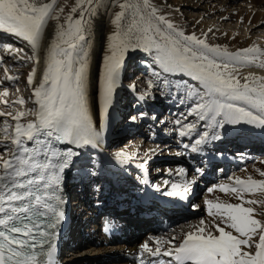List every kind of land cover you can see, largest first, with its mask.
<instances>
[{
  "label": "snow or ice",
  "instance_id": "snow-or-ice-1",
  "mask_svg": "<svg viewBox=\"0 0 264 264\" xmlns=\"http://www.w3.org/2000/svg\"><path fill=\"white\" fill-rule=\"evenodd\" d=\"M113 2L119 11H115L111 19L114 27L107 36L96 84L97 127L89 102L91 34L93 18L104 6L103 0H76L64 24L59 23L64 9L54 7L56 0H0V32L26 42L32 50V55H17L14 62L26 59L39 62L37 49L45 25L55 20L58 29L47 49L46 67L38 85H33L35 68L27 77L28 84L33 85L37 107L27 113H16L10 135L7 122L0 127L5 141L11 140L15 145L12 158L3 160L0 174V264H56L58 236L66 219L64 173L82 150L91 148L95 152L103 146L102 130L114 106V94L130 50L143 51L151 58L152 78L147 81L148 90L138 97L140 101H145L146 97L154 100L157 90L162 98L179 99L182 106L186 103L182 92L194 100L186 116L181 114L182 118L175 120L179 137H192L193 133L198 137L194 142L182 143L184 150L206 156L204 147L221 140L226 125L245 124L264 131V75L249 73L243 83L237 78L239 67L254 65L264 69V48L251 45L229 50L227 46L212 45L207 41L212 29L204 33L203 38L195 33L186 34L152 4V0ZM78 10L79 18H74L72 13ZM240 20L243 22V17ZM0 47L13 54L24 52L23 48H13L8 43ZM174 76L187 79H169ZM17 78L6 77L8 80ZM131 90H135V85ZM17 102L23 104L24 100ZM25 115L34 116V120L22 123L21 117ZM191 116L197 119L187 122V117ZM145 118H149L148 114L140 113L130 120L136 122ZM151 119L155 121L156 116ZM201 122H204L202 130H198ZM61 145L72 147L63 149ZM125 155L122 151L114 153L115 162L121 168H126L137 154L133 153L128 159ZM176 155L184 153L178 151ZM91 160L94 167L89 172L96 175L99 161L95 157ZM148 163L145 159L136 167L145 168ZM196 171L202 174L203 170L197 168ZM256 171L264 177V171ZM185 172L186 169L179 168V174ZM167 174L171 175V170ZM138 179L142 184L148 183L139 176ZM228 179L232 181L233 177ZM162 183L169 185L170 181L165 179ZM234 184L220 183L207 189L211 193L219 188L241 199L240 203L206 201L208 215L218 219L219 224L209 227L201 219L199 225L193 226L176 244L163 237L149 238L139 247L138 264H264V198L248 200L246 203L250 206H244L242 197L243 193L256 192L264 196V179L236 176ZM150 186L167 197L186 198L194 185L186 181L183 186L171 183L170 189L159 184ZM257 203L260 205L258 213L251 206ZM193 207L196 210L198 206ZM105 230L111 231L107 224Z\"/></svg>",
  "mask_w": 264,
  "mask_h": 264
},
{
  "label": "rangeland",
  "instance_id": "rangeland-1",
  "mask_svg": "<svg viewBox=\"0 0 264 264\" xmlns=\"http://www.w3.org/2000/svg\"><path fill=\"white\" fill-rule=\"evenodd\" d=\"M174 1L179 2V4L177 5L178 11L176 10L173 14L165 12L163 9V5L173 3ZM183 1L185 2L183 3ZM195 1L196 0H152V4L160 9L163 14L167 15L170 21L175 26H177V28L183 30L186 34L195 33L196 35L203 38L204 33H209V29H212L213 31L210 32L207 36V41L212 45L219 44L221 46H227L229 50H235L237 49L238 45L241 44L243 38L249 37L250 39H248L249 42H247L246 47L251 45H259L264 48V26H258L257 28H254V26L249 22H244V16H246L247 10L264 11V4L258 6V8L256 6H253V3H251L250 0H208V5L216 7V11L218 15H220L216 18H212L211 16L200 14L199 8H197L195 5ZM43 2H51V0H43ZM120 2H124V0H120ZM103 3L104 6L98 9V14L93 19L97 20L100 16H103L105 19L104 28L102 30V42L104 41L103 43L106 47L107 36L111 34V30L114 27L113 25H111V19L114 18V13L115 11H119V8L118 5L113 2V0H103ZM183 4L184 6H182ZM74 6H76V0H56V4L54 5V7L57 10H59V8L61 7L64 9V12L60 16V24H64L65 18L69 13H71V8ZM72 15L74 18H79V10L77 11V13H72ZM236 16L239 18L238 20L235 18ZM225 17L230 18L225 19ZM240 17H243V22H241ZM50 22L57 23V21L55 20L49 21V23L45 25V30L49 26ZM42 37L41 45L37 49L38 55L42 46ZM3 43L11 44L13 48L24 49V52L22 53L13 54L5 52L3 47H0V99L1 96H5L4 99L5 102H7L4 104L0 100V113L4 114L0 115V127H3L5 125V122H7V125L9 126L8 134L10 135L12 128H14L15 120L13 119V117L16 115V113L20 111L27 113L30 109L34 110L36 106L34 104L35 98L33 97L31 92L32 85H29L24 77L25 72L32 70L35 67L36 60L26 59L24 61L14 62L17 61V55L27 57L32 55V50L29 46H27L26 42L18 41L15 37L0 32V45H2ZM105 49L101 54L100 65L102 62V57L105 53ZM244 70L245 69L238 70V72L242 74ZM151 71V58L148 57L146 53L140 50H130L129 53L126 54V63L121 71L122 74H124V77L122 78V81L120 82V85L116 93L114 94V109L116 110L118 116L116 115L117 118L113 119L111 129L109 130L110 135H108L106 139L104 138V144L102 147L103 151L105 152V156H103L101 152L99 153L98 150L95 152L92 149L82 150L80 155L76 157L74 164L71 166L70 176L72 177V179L68 180L67 182L70 193V196L67 198L68 206L74 205V208L79 210V207L81 205L78 203L73 204L72 201H74L76 196H80L81 194H84V196H87L90 199V204H87V207H89L90 209H87L86 207V209L83 210L82 213H80V219L82 220L86 221L87 219L88 221L89 219L84 216L91 215L92 211L96 210V201L100 199L98 196H96V192L99 191L100 194L108 193L110 190V182L111 180L115 179L112 178V174L115 173V171H112L113 169L111 170L100 168L101 170H99L98 168L95 169L96 171L98 170L97 174L91 175L89 170L93 169L94 167L91 160L92 157H95L98 161H100L99 158H101V160L103 158L106 159L107 157L113 159L115 158L114 153H116L117 151H122L126 155H129L131 154V152L133 153V151H135L138 153V156H149L148 160L150 162L147 164L148 171L154 173L150 178V182L144 184V186H142V183L136 181V177L137 175L139 176V174H137L138 172L133 168L118 170V174L120 175H117V177H129V179H127L128 181H134L131 185L128 186V188H126L128 192L130 190V192L133 194L137 193L136 191L138 188H140V190L143 189V191L149 195L158 193L153 191L150 185L155 182V184H159L163 187L161 183L163 182V180L169 178V175L167 174L168 171H174L175 169L173 167L176 165L181 166L183 164H186V176L191 179L193 178L196 181V198L194 199V201L196 200L197 202L198 199L202 198L204 194L209 193L207 191L209 187L217 184V181H213L214 178L221 177L222 179L229 180L228 178L232 176L233 179H235V177L241 171L245 170V167L247 168L250 167V165L259 163V160L264 157V141H262L261 144L259 142L260 137L255 135V138L248 136L251 141L248 139V143H245V145L255 146V148L258 149L251 152L254 157L248 161H238L239 158L245 159L244 156L240 155H245V153H248L245 151L247 146L244 145V148L241 143L237 142V140H233L231 142L226 141L228 142L226 143V145L224 142V152L232 155L227 156V154H224L225 158H228L225 165L220 163L223 156H217V159L215 160V162L212 161L213 165L209 168V170L211 169L210 173L209 170L203 169L202 165L198 164L199 162L192 161L190 155L191 152L189 150H184L182 148V143L194 142V139L198 137H196L195 133H193L192 137H179L178 132H176V127L178 126L175 125V120L178 118H182L181 114H184L186 116L187 110L192 106L194 100L188 98L186 92H182L181 95L184 96L186 100V103L182 106L179 103V99L173 101V99L169 96H165L164 98H162L159 95V91L157 90L155 92L154 100L151 97H146L145 101H140L138 99V96L140 97L145 91L148 90L147 81L152 78ZM6 74H10L12 77L18 78L14 80H8L6 79ZM169 79L177 81L187 78L183 76H174L169 77ZM189 83L196 82L189 81ZM132 85H135L134 91L131 90ZM136 85L139 87L136 88ZM5 89H7L6 95L3 94V91H5ZM172 90L175 91V87H173ZM21 94H23L24 97ZM21 99L24 100L23 104L17 102ZM140 113H147L149 118L138 119L136 122H131L130 118L133 116H137ZM153 115L156 116L155 121L151 119ZM31 118H34V116L25 115L21 117V122L26 123L28 120H31ZM196 119L197 118L195 116L187 117V122H193ZM161 121H165V123H161ZM203 123L204 122H201V125L198 126V130H202ZM4 137L5 134L0 133V159L6 153L11 151V146L13 145L11 143V140L5 141ZM227 137L228 135H223L224 139L222 140H225V138ZM130 138L132 139V141L128 142V139ZM238 138L242 140L243 138L245 139L246 136L244 137V135H239ZM257 142L260 143L262 147L258 146ZM219 149L221 148L217 146L212 149V151L215 152L213 153L214 156ZM225 149L227 151H225ZM240 150H242L243 153H240V155H237L238 153L235 154V152H240ZM178 151L183 152L184 155L177 156L176 153ZM180 160L182 161V163L179 162ZM241 164L242 166H237ZM197 168L203 170L202 174L197 173ZM128 172L132 173V175L130 174L129 176ZM101 175H105L103 177H105L106 180ZM101 180L105 181L107 184L105 186L99 185L98 181ZM113 189L114 188H112L110 192H112ZM82 202L83 201H81V203ZM193 206L194 203L189 202L186 207H178L177 209H180L179 214L175 215V220L172 221V225H187L192 221L200 218V211L203 207L199 204L197 209L194 210ZM73 215L74 213H72V217ZM94 215H99V212L94 213ZM100 217L101 215L99 216L98 220L99 225H101ZM154 218L155 216L152 218V220H149L150 218H148L146 221L147 224L157 223L158 226L160 222H158V220L156 219L154 220ZM147 230L148 229H145V232L142 235L140 233L141 236L139 237L143 238L145 235H147ZM169 231V228H167L164 232ZM138 232H140V230ZM86 235L88 237H91V234L88 232L86 233ZM68 251L69 250H67L66 252L64 251L62 257H65ZM80 261H76V263L74 264H85L84 262Z\"/></svg>",
  "mask_w": 264,
  "mask_h": 264
},
{
  "label": "bare ground",
  "instance_id": "bare-ground-1",
  "mask_svg": "<svg viewBox=\"0 0 264 264\" xmlns=\"http://www.w3.org/2000/svg\"><path fill=\"white\" fill-rule=\"evenodd\" d=\"M71 1H75V0H71ZM250 1L251 3H253V6H256V7L264 4V0H250ZM184 2L185 1H183V3ZM208 2H209L208 0H196L195 1L196 7L199 8V11H200L199 13L207 15V16H211L212 18H216L217 16H220L218 15L216 11V7H212L208 5ZM178 4L179 2H175V1L167 5L164 4L163 9L165 12L167 13L169 12L170 14H173L177 9ZM182 6H184V4ZM244 17H245L244 22L245 23L249 22L250 24L254 26V28H257L258 27L257 25L264 26V11L262 10L261 11L260 10L259 11L257 10L248 11L247 10L246 16ZM235 18L237 20L239 19L237 16ZM104 22H105V19L103 16H100L97 20L93 19V30L91 34L93 43H92V61H91V69H90L91 83H90V88H89V97H90L89 102H90V107H91L94 119L96 121L97 127H99V109H98L96 84H97V80L99 76V70H100L99 66H100V61H101V54L106 48L105 44L103 43L104 41L102 42V30L104 28ZM56 24L57 23L50 22L49 26L46 28L44 35L42 37V46H41V50L39 53V62L36 61V64L34 67L36 69V74L34 75L33 85H38L39 80L42 78L43 70L46 67L47 49L50 47L51 43L55 40V33L58 30L56 27ZM248 39L250 38L249 37L243 38V40L241 41V44H239L237 48L246 47L247 42H249ZM242 69H245L244 72L242 74L238 72V76H237V78L241 79L242 83H243V78L247 76L249 73H253L255 75H264V69L257 68L254 65L251 67H239L238 68V70H242ZM31 71L32 70L25 72L24 74L25 80H27L28 74ZM8 76H11V75L6 74V77ZM123 77H124V74H122L121 72L120 82L122 81ZM33 85L31 88L32 95L34 91ZM138 87L139 86L136 85V88ZM4 97L1 96L0 100L2 103L5 104ZM114 106L111 107L109 118L107 122L105 123L104 129L102 130L103 139L104 138L106 139L108 135H110L109 130L111 129L112 121L114 118H117L118 116L116 110L114 109ZM36 107L37 106H35V108ZM31 120H34V118H31ZM223 135H228V137L225 138V140H222L224 139L222 138L221 141L220 140L216 141L204 147L203 150L204 152L207 153L206 156L190 153L192 161L199 162L198 164H201L203 169L209 170V168L213 165L212 161L215 162V160L217 159V156H218L217 154L222 153L223 157L220 163L225 165L226 160H228V158H225V155L227 154V152H224L223 144L225 142V145H226V143H228L226 141L231 142L233 140H237V142L241 143V145H243L244 148L245 146H247L245 151L248 154L245 153V155L244 154L240 155V153H243L242 150H240V152L238 151L235 152V154L238 153L237 155L245 157V159L239 158L238 161L239 162L248 161L254 157L251 154V152L254 150H258L257 148H255V146L245 145V143H248L247 141L248 139L251 141V139L248 138V136L250 137H254L255 135L259 136L260 137L259 142L261 144H262V141H264V131H259L255 127L248 126L245 124H241L239 126L226 125L223 129ZM239 135H244V137L246 136V138L245 139L243 138L241 140L240 138H238ZM129 141H132V139L131 138L128 139V142ZM260 143L257 142V145L261 146ZM29 146L31 145L29 144ZM215 146L221 149H219L218 152L214 156L213 153L215 152L212 151V149ZM102 147L98 149V151L99 153L101 152L103 156H105V152L103 151ZM88 149H91V148H88ZM14 151H15V145H12L11 151L6 153L0 159V174H2L3 172V160L11 159L12 158L11 154ZM225 151L227 150L225 149ZM133 153H136L137 155L130 160V163L128 164L126 168H121L119 164L115 162V158L110 159L107 157L106 159L103 158L102 159L103 161L101 160V158H99L100 160L99 170H101L100 168H104V169H111V170L113 169L112 171H115V173L112 174V178L113 179L115 178V179L111 180L110 182V190L112 188L114 189L112 192H110L109 190L108 193H105L106 195L104 193L100 194L99 191L97 190L98 192H96V196H98L100 199L96 201V205H95L96 210H93L91 215L84 216L89 219L88 221L87 219L86 221L80 219V213H82V211L86 209L87 204H90V201H89L90 199L87 196H84V194H81L80 196H76L74 201H72L73 204L78 203L81 205L79 207V210L74 208V205L68 206L67 204V198L70 196L69 186L67 182L68 180L72 179V177L70 176V170L76 158L71 162L70 167L64 173V180L62 182L63 196L65 200L64 210L66 213V219L67 218L68 219L66 220V222L64 221L62 223V230L58 236V241H57L58 248L55 254L56 264H74L76 263V261H80V260H81L80 262H84L85 264H90V263L91 264H138L139 247L143 242H145L146 240H149V238L163 237L166 240H172V242L176 244L180 240H182L184 234L193 230V226L199 225V221L201 219H203L205 221V224L209 227H213L214 224H219L220 221L218 219H215L214 217L208 215V206L206 204L207 200H213V201L219 200V201H226L228 203H240L241 202V199L236 197L235 194L229 195L228 193L221 192L219 188L217 189L215 188L213 192L204 194L202 198L198 199V202L195 200L197 202L196 203L194 201V199L196 198L195 179L188 178L185 173L179 174V168L183 167L184 169H186V164H183L181 166H177V165L174 166L173 168L175 170L174 171L172 170L171 175H169V178L167 177L168 180L170 181L169 185H163V183L161 184L163 185L164 188L170 189L171 183H177L183 186V184L186 181H191L193 182L194 186L190 190L188 197L172 198V197L165 196L162 192L155 193L156 195L155 194L149 195L146 192H144L143 189L140 190V188L137 189L136 194L131 193L130 190H129L130 192L129 193L128 190H126V188H128V186L131 185L132 182L134 181H131V180L128 181L127 179H129V177H126V178L124 176L117 177V175H120L118 174L119 169L126 170L127 168H133L134 170L138 172L137 174L141 176L140 178L148 183L150 182V178L154 173V172L151 173L148 171V165L145 168L136 167L138 163H142L145 159H148L149 156L146 155L144 157H141V156H138L137 152L133 151ZM133 153L131 152V154L125 155L124 158L128 159L129 157H132ZM231 155L227 154V156H231ZM218 157H221V156H218ZM179 162L182 163L181 160ZM237 166H242V164L237 165ZM256 169H260L261 171H264V157H262L259 160V163L250 165V167H247V168L245 167V170L241 171L237 176H239L241 179H246L249 175H251L254 179H264V177H261L259 172L256 171ZM210 170H209V173H210ZM128 173H129V176L130 174L132 175V173L130 172ZM101 176L103 177L105 175H101ZM103 178L105 179V177ZM136 181L140 182V180L138 179V175L136 177ZM213 181H217V184H214V185H219L220 183H228L232 186H235L234 179L232 181H229V180L222 179L221 177H219V178H214ZM98 182H99V185L101 186H105L107 184L103 180L98 181ZM153 183L155 184V182ZM142 186H144V184H142ZM181 190H182V187H181ZM242 197H243V200L245 201L244 206H250L246 203V201L248 200L259 201V199L264 198V196H262L259 192L243 193ZM81 201L83 202L81 203ZM189 202H193L194 206L195 205L199 206L200 204L203 207L200 211L201 217L192 221L190 224H187V225L185 224L182 226H173L172 221L175 220V215L179 214V210H180V209L178 210L177 208L186 207V205ZM251 206L257 210V213L260 211L259 203L255 205H251ZM87 209H90V208L87 207ZM97 212H99V215L97 216L94 215V213H97ZM72 213H74L73 217H72ZM100 215H101L100 217L101 225L98 224ZM154 216H155L154 220L156 219L158 220V222H160L158 226H157V223L147 224L146 222L148 218H150L149 220H152ZM257 218L259 219L261 217L257 215ZM106 224L111 229V231L105 230ZM220 226L224 227L225 225L220 224ZM167 228H169L170 231L164 232ZM145 229H148L146 233L147 235H145L143 238L142 237L140 238L139 236L144 234ZM139 230L140 232H138ZM226 230H231V229H228L226 227ZM87 232L91 234V237L90 236L88 237L86 235ZM150 246L154 247V244H151ZM67 250H69L67 252V255L65 254L66 256L62 257L64 254V251L66 252ZM163 259H168V258L163 257Z\"/></svg>",
  "mask_w": 264,
  "mask_h": 264
}]
</instances>
